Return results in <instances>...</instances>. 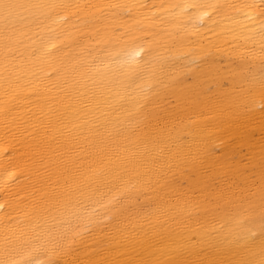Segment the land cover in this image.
I'll use <instances>...</instances> for the list:
<instances>
[{
  "label": "bare ground",
  "instance_id": "1",
  "mask_svg": "<svg viewBox=\"0 0 264 264\" xmlns=\"http://www.w3.org/2000/svg\"><path fill=\"white\" fill-rule=\"evenodd\" d=\"M0 264H264V0H0Z\"/></svg>",
  "mask_w": 264,
  "mask_h": 264
}]
</instances>
